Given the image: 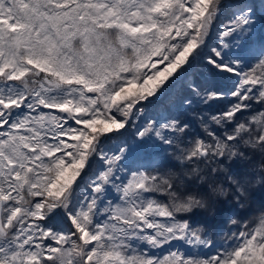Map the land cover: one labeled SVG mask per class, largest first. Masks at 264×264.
<instances>
[{
	"label": "snow or ice",
	"instance_id": "1",
	"mask_svg": "<svg viewBox=\"0 0 264 264\" xmlns=\"http://www.w3.org/2000/svg\"><path fill=\"white\" fill-rule=\"evenodd\" d=\"M258 31L264 0H0V264H264V212L189 218L264 183Z\"/></svg>",
	"mask_w": 264,
	"mask_h": 264
},
{
	"label": "rangeland",
	"instance_id": "2",
	"mask_svg": "<svg viewBox=\"0 0 264 264\" xmlns=\"http://www.w3.org/2000/svg\"><path fill=\"white\" fill-rule=\"evenodd\" d=\"M260 28V25H257ZM264 38V32L258 31L253 40ZM223 104L214 105V108L222 107ZM192 129L196 133L202 132V128L199 123V117L193 115ZM132 130H130L131 132ZM130 134V133H129ZM257 163L254 165L255 171L258 173L261 169L258 161L259 157H256ZM259 179V177H257ZM223 203L217 205L216 211L211 214L204 212L203 210H195L190 220L197 226H204L209 230L210 235L213 236L214 242L217 247L225 242L226 238L231 237L232 233L241 230V226L244 223L251 224L252 221L260 216L261 212H264V183H252L248 190L247 202L237 201L236 197L231 195L221 198ZM235 219L238 224L234 225L230 221Z\"/></svg>",
	"mask_w": 264,
	"mask_h": 264
}]
</instances>
